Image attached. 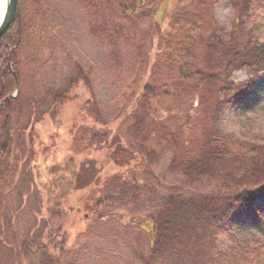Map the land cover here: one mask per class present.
<instances>
[{
	"label": "trees",
	"instance_id": "16d2710c",
	"mask_svg": "<svg viewBox=\"0 0 264 264\" xmlns=\"http://www.w3.org/2000/svg\"><path fill=\"white\" fill-rule=\"evenodd\" d=\"M18 1L15 18L0 38V103L17 89L16 96L0 106V264H72L74 250L64 225L68 215L79 214L86 225L90 219L118 217L140 228L145 238L140 264H264V234L237 236L230 231L236 216L264 227V134L252 129L249 120L243 122L242 133H222L218 128L219 116L230 101L249 94L264 73V23L258 21L264 0H192L189 5L190 0H160L156 13L150 8L155 0L149 8L146 0L104 3L119 10L124 19L154 21L155 28L145 31L150 37L147 45L144 38L140 40L141 49L146 48L137 56L140 66L150 71L166 52L178 68L172 89L190 82L191 108L202 106L197 136L177 148L169 164L179 182L166 191L159 190L161 176H154L150 168L143 167L139 176L130 166L155 159L144 147L155 129L148 100L159 91L168 92L166 85L143 84L133 92L131 107L122 108L112 122L102 117L89 95L72 120L65 137L69 142L57 130L50 134L52 140L67 144L68 153L80 144L79 152L64 166H49L44 175L36 171V157L47 150L38 139V125L45 119L55 122L61 108L76 101L71 95L79 85L92 92L91 71L77 69L61 88L25 97L19 62L24 0ZM214 1L226 2L233 11L229 31L212 25L207 33L202 31L201 14ZM29 5L28 27L48 28L47 0H29ZM191 12L194 18L181 28L186 43L168 47L171 35L178 32L171 23ZM162 15L165 29L160 26ZM113 33L124 38L122 31ZM183 54L191 55L189 62L181 60ZM240 70L249 77L234 84L231 74ZM126 120L133 124L127 128L130 138L123 139L119 131ZM111 147L127 158L119 163L120 171L102 178L92 155ZM152 201L153 211L137 217L139 206ZM18 221L24 225L23 233ZM79 236L75 230V239Z\"/></svg>",
	"mask_w": 264,
	"mask_h": 264
},
{
	"label": "rangeland",
	"instance_id": "374dc122",
	"mask_svg": "<svg viewBox=\"0 0 264 264\" xmlns=\"http://www.w3.org/2000/svg\"><path fill=\"white\" fill-rule=\"evenodd\" d=\"M150 1L152 0H146L148 8ZM155 2L150 7L153 13L157 12V7L160 5V0ZM96 3H98L97 7ZM104 3L106 0L85 2L47 0L49 26L42 28L41 25L36 24L28 27L31 7L29 0H24L22 9L25 30L19 50V62L25 80L24 96L29 97L33 94L37 97L45 91L61 88L70 74L77 69L84 73L91 71L92 82L91 93L81 85L72 92L71 96L75 97L76 101L66 103L55 122L51 123L45 119L38 125L36 129L39 134L38 139L47 146V150L36 157V171L44 175L49 166L56 164L64 166L75 153L79 152L80 144L77 143L74 150L68 153L67 144H60L57 139L52 140L50 134L57 130L63 133L60 137L68 143L69 140L65 137L72 120L76 117L80 105L90 98L89 95L94 96L102 117L112 122L113 117L121 113L122 108L127 110V106H130V101L133 100V92L143 84L147 83L155 88L166 85L168 92L159 91L156 96L148 100V114L154 121L152 126L155 129L152 130L154 133L150 135L144 147L154 153L155 159L149 164L138 167L133 163L130 165L134 173L139 176L143 172V167L150 168L154 176H161L159 190L166 191L179 182V178L171 173L169 164L174 151L181 148L186 140L197 136L199 115L201 116L202 113L201 111L199 114V111L202 106L196 104L193 109L191 108L194 96L190 93L193 86L190 82L183 83L175 91L172 89L171 84L179 78L178 68L171 61V57L166 56V52H162L150 71L146 72L145 67L140 66V58L137 56L140 55L139 51L144 53L146 50V48L141 49L140 40L144 38L143 42L145 46L147 45L150 37L145 35V31L155 28L154 21L145 23L137 17L124 19L119 15V10L109 5L105 6ZM190 3L192 0L188 5ZM94 7H96L95 12ZM233 15L231 7L226 2L214 1L213 6L208 7L201 14L204 22L202 31L207 33L211 25L229 31ZM193 18L191 12L184 20L171 23V27L175 25L172 30L178 29V32L171 35L167 43L168 47L186 43L187 39L182 34L181 28ZM166 21L162 15L160 26L164 27L163 29L166 28ZM258 21L264 23V9L259 13ZM114 30L124 32V38L120 39L114 35ZM190 57L191 55L188 57L183 54L181 60L189 62ZM248 77L249 74L244 70L234 71L231 74L234 84L241 83ZM219 118L218 128L222 133H242L246 130L242 125L243 122L249 120L252 129L264 134V73L255 79L250 93L230 101ZM132 124L133 121L126 120L121 125L119 132L123 139L130 138L127 128ZM179 129L181 130L178 132ZM92 158L95 161V168L103 178L120 171L118 165L127 156L123 155L121 150H114L111 147L108 152L92 155ZM116 159L118 160L115 161ZM136 160L139 163V159ZM262 206L264 207V203ZM154 208L153 201L141 204L137 217L146 216ZM91 220H88L86 225L81 214L68 215L66 218L64 226L68 235V245L74 250L69 263L140 264V253L143 252L145 239L140 228L118 217L104 221ZM230 223L231 233L237 236H245L249 233L264 234V227H260L247 217H233ZM17 226L18 231L23 233V223L18 221ZM75 230L80 234L78 240L74 237ZM221 242L225 241L220 240Z\"/></svg>",
	"mask_w": 264,
	"mask_h": 264
},
{
	"label": "water",
	"instance_id": "95a60500",
	"mask_svg": "<svg viewBox=\"0 0 264 264\" xmlns=\"http://www.w3.org/2000/svg\"><path fill=\"white\" fill-rule=\"evenodd\" d=\"M17 7H18V0H6L5 1L4 14H3L2 20L0 21V38L9 29L15 15H16ZM10 51H12V49ZM16 94H17V89L15 90V92L11 96L4 99L0 103V106L3 105L5 102H7L9 99L14 98L16 96Z\"/></svg>",
	"mask_w": 264,
	"mask_h": 264
},
{
	"label": "bare ground",
	"instance_id": "6f19581e",
	"mask_svg": "<svg viewBox=\"0 0 264 264\" xmlns=\"http://www.w3.org/2000/svg\"><path fill=\"white\" fill-rule=\"evenodd\" d=\"M5 1L6 0H0V21L2 20L4 14Z\"/></svg>",
	"mask_w": 264,
	"mask_h": 264
}]
</instances>
